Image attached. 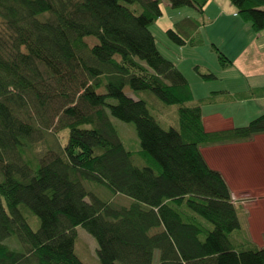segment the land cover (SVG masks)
<instances>
[{
    "label": "trees",
    "instance_id": "16d2710c",
    "mask_svg": "<svg viewBox=\"0 0 264 264\" xmlns=\"http://www.w3.org/2000/svg\"><path fill=\"white\" fill-rule=\"evenodd\" d=\"M167 1L202 15L208 0ZM228 1L264 32V0ZM160 2L0 0V264H84L74 252L76 226L96 240L97 264H264V246L231 237L241 229L237 206L200 152L264 133V112L242 126L204 129L188 81L148 29ZM183 23L166 35L198 46L203 23ZM211 49L220 67L231 64ZM125 86L175 105L177 128H161ZM109 116L133 124L136 152ZM86 183L132 201L101 199Z\"/></svg>",
    "mask_w": 264,
    "mask_h": 264
},
{
    "label": "rangeland",
    "instance_id": "374dc122",
    "mask_svg": "<svg viewBox=\"0 0 264 264\" xmlns=\"http://www.w3.org/2000/svg\"><path fill=\"white\" fill-rule=\"evenodd\" d=\"M214 1H216V3H219L220 5L223 1L229 3L228 0ZM128 6L133 9H139L138 3L128 4ZM159 6L161 9V15L149 25L148 29L154 37L155 45L158 51L171 62L175 63L189 82L193 91V96L195 98L194 102H199L204 114L211 111L220 112L222 115H227L231 111L234 112L235 115L240 113L239 106H236L235 104H227V99H224V96L221 94H219V101H212V97H215L214 94H212V96L207 100L203 99L202 103L201 99H196L203 97L210 91L214 90H237L247 87L246 79L238 77V72L236 69L230 68L229 66L224 68L219 66L216 54L211 50L212 43L209 42L210 40H216L219 47H227L228 42L232 43L233 41H236L237 36L230 35L232 33L230 28L233 23L242 22L241 19L238 16L232 15L234 11L231 10L229 13L226 8L223 9L222 13H216V6L210 4V2L205 6V10L202 15L195 13L191 8L187 6L172 8L168 4L167 0H161ZM185 17L192 18L200 24L201 22L203 23L198 28L202 35V38L204 39L202 45H198L195 47L189 45L180 47L174 44L166 35L165 31L168 28L174 30L180 28L182 24H184L183 21ZM229 48L234 49L237 48V46H230ZM254 58L255 52L251 47L245 56V62L247 66L252 65L253 73L257 74L256 66L253 67L255 64ZM244 70L248 71V69L246 68H244ZM199 72H210L214 74L216 78H213V80H204L199 76ZM235 76H237L238 78H236ZM123 90L126 95L134 99L144 100L147 104V108L150 114L158 122L161 128H177V113L175 105L164 104L150 91H133L128 86H125ZM97 91L103 93L104 88L100 87ZM108 101L111 103L115 102L113 99H108ZM257 103L261 107L264 106V100L262 99L258 100ZM109 119L116 129L118 137L123 142L126 149L136 152L139 149V141L137 139L133 124L130 122L121 121L112 116H109ZM64 133L67 135L66 129L64 130V132L60 131L58 134L61 138V141L63 140ZM47 138L48 141L52 140V136L48 135L46 136V139ZM133 162L138 166L146 165L143 162L142 158L138 157L137 155L133 156ZM89 184L90 183H86V186L89 189L95 191L101 199L111 200V202L120 205H128L132 201V199L127 196L113 195L106 189L94 187L92 184ZM235 202L236 206L238 207V201L235 200ZM237 215L239 221L243 222L244 215L239 212L238 209ZM35 219L36 218L34 215H28V221L30 222L33 229H36L38 226V222ZM75 233V254L84 264H97L98 261L96 255V240L81 226L75 227ZM238 236L241 237L240 230H236L231 234V237L233 239H239ZM5 242L11 247L17 248L19 246L12 239H7Z\"/></svg>",
    "mask_w": 264,
    "mask_h": 264
},
{
    "label": "crops",
    "instance_id": "0c3cea01",
    "mask_svg": "<svg viewBox=\"0 0 264 264\" xmlns=\"http://www.w3.org/2000/svg\"><path fill=\"white\" fill-rule=\"evenodd\" d=\"M209 2L216 6V13H222L226 8L229 13L232 10L234 11L232 15L237 16L235 8L230 3L223 1L220 5L214 0H208L205 6ZM191 9L197 13L195 9ZM230 29L232 31L230 35L237 36V40L228 42L227 47H219L216 40L209 42L216 45L231 61L229 67L237 70L238 77L246 79L247 87L237 90H214L210 91L209 95L196 99H201L202 103L203 99L207 100L214 94L212 101H219L221 94L227 99V104H235L240 108L237 115L232 111L227 115L217 111L204 114L201 108L202 124L206 131L242 126L264 111V106L261 107L257 103L258 100H264V32L252 31L250 23L245 21L233 23ZM196 32L201 38L199 45H202L204 39L199 29ZM183 46L187 45L180 47ZM230 46L237 48L230 49ZM251 47L255 52L253 67L256 66L257 74L253 73L252 65L247 66L245 62V56ZM175 66L178 68L176 64ZM237 76L235 77L238 78ZM190 89L193 96L191 86ZM200 152L209 167L221 172L231 190L232 200L238 201L237 209L244 215L243 222H240L241 240H250L258 247L264 246V133L256 134L242 142L204 146L200 148Z\"/></svg>",
    "mask_w": 264,
    "mask_h": 264
}]
</instances>
